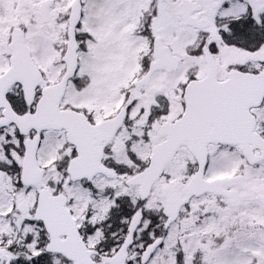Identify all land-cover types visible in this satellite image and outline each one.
<instances>
[{
    "label": "snow or ice",
    "instance_id": "6c2138e0",
    "mask_svg": "<svg viewBox=\"0 0 264 264\" xmlns=\"http://www.w3.org/2000/svg\"><path fill=\"white\" fill-rule=\"evenodd\" d=\"M0 264H264V0H0Z\"/></svg>",
    "mask_w": 264,
    "mask_h": 264
}]
</instances>
